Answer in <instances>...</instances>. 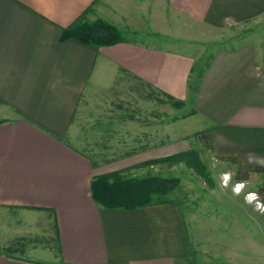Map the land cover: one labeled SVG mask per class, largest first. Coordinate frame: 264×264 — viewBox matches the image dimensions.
Returning a JSON list of instances; mask_svg holds the SVG:
<instances>
[{
	"label": "crops",
	"instance_id": "1",
	"mask_svg": "<svg viewBox=\"0 0 264 264\" xmlns=\"http://www.w3.org/2000/svg\"><path fill=\"white\" fill-rule=\"evenodd\" d=\"M142 12L156 29L164 13L166 23L261 30L201 69L173 47L62 39L80 18L138 33ZM139 87L191 101L215 159L264 167V0H0V264H196L177 203L106 209L92 197L97 177L174 152L176 108L162 122L165 109ZM135 89L137 115L122 116L113 103Z\"/></svg>",
	"mask_w": 264,
	"mask_h": 264
},
{
	"label": "rangeland",
	"instance_id": "2",
	"mask_svg": "<svg viewBox=\"0 0 264 264\" xmlns=\"http://www.w3.org/2000/svg\"><path fill=\"white\" fill-rule=\"evenodd\" d=\"M140 15L144 16L140 32L133 33L132 29L121 28L126 40L162 48L173 47L180 53L191 54L196 60L197 69L204 67L217 50L244 42L249 34L255 33L257 29L261 30L258 27L251 33L236 29L213 31L180 18L176 19L173 15L166 23V16L162 13L160 22L164 25L157 28L160 29L158 32L151 26V22L145 24V21H149L146 12L138 16ZM134 91V96L130 95L128 99L123 98L113 103L122 108L117 110L123 111L122 116H125L127 108L129 118L134 117L137 112L132 109L136 110L137 103L142 100L137 95H142L143 92L146 94V102L165 109L162 113H166L161 114L162 122L168 121L169 107L176 108V115L170 116L171 121L176 117V121H173L175 123L171 122L173 123L172 128L176 130V143L171 145V152L175 153L169 154L167 147L162 146L161 157L158 160L196 151L207 171L210 172L212 180L211 183L205 181L194 168L189 167L185 162H163L144 168H132L122 171V176L135 179L159 176L177 180L178 186L169 198L181 207L184 214L190 254L196 264H264V215L254 211V204L245 203V196L251 192H257L261 201L264 202V195L259 192L261 187L257 176L249 175V173L258 174L263 183L264 172L254 170L264 167L255 166L242 170L239 165L238 169H235L211 156L206 151V146L201 145L203 124L198 118L191 116V101L186 103L182 100H174L140 87L137 95L136 89ZM226 172L231 173V181L229 187L225 189L221 187V175ZM244 181H247L245 189L239 196L233 195L232 186L236 182ZM32 232H35V228Z\"/></svg>",
	"mask_w": 264,
	"mask_h": 264
},
{
	"label": "trees",
	"instance_id": "3",
	"mask_svg": "<svg viewBox=\"0 0 264 264\" xmlns=\"http://www.w3.org/2000/svg\"><path fill=\"white\" fill-rule=\"evenodd\" d=\"M62 39H74L82 44L94 47L113 46L125 40L116 26L100 18L95 21L80 18L62 31ZM201 136H205V133H202ZM231 161L236 163L234 160ZM163 162H185L189 167L194 168L205 181L211 183V174L207 171L196 151L146 162L140 166L145 167ZM254 171L264 172V168H256ZM177 186V180L172 178L159 176H148L141 179L125 178L121 172H113L94 179L91 184V192L94 201L106 209L134 210L148 206L176 203L169 198V195ZM260 193L264 195V178Z\"/></svg>",
	"mask_w": 264,
	"mask_h": 264
},
{
	"label": "clouds",
	"instance_id": "4",
	"mask_svg": "<svg viewBox=\"0 0 264 264\" xmlns=\"http://www.w3.org/2000/svg\"><path fill=\"white\" fill-rule=\"evenodd\" d=\"M248 162L253 163V159L251 155L248 156ZM256 163L264 166V158H257ZM255 173H249V175H254ZM231 181V173H223L221 175V187L228 188L229 183ZM247 185V181L244 182H236L234 186H232L231 191L233 195L239 196L241 192L245 189ZM245 203L248 205L254 204V211L259 212L260 214L264 215V202L261 201L257 192L248 193L245 196Z\"/></svg>",
	"mask_w": 264,
	"mask_h": 264
}]
</instances>
